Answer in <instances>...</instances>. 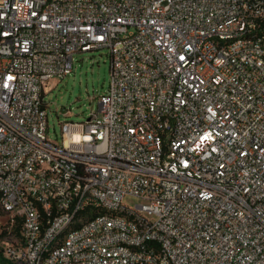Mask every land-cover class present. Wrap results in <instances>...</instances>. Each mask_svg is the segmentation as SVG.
<instances>
[{"label":"built area","instance_id":"built-area-1","mask_svg":"<svg viewBox=\"0 0 264 264\" xmlns=\"http://www.w3.org/2000/svg\"><path fill=\"white\" fill-rule=\"evenodd\" d=\"M101 49L98 112L50 140V81ZM0 194L12 264H160L161 245L174 264H264V0H0ZM99 205L136 218L52 243Z\"/></svg>","mask_w":264,"mask_h":264},{"label":"rangeland","instance_id":"rangeland-1","mask_svg":"<svg viewBox=\"0 0 264 264\" xmlns=\"http://www.w3.org/2000/svg\"><path fill=\"white\" fill-rule=\"evenodd\" d=\"M110 61L108 49L76 53L73 71L63 78L50 81V89L45 95L48 103L47 133L50 140L62 142L63 121H84L91 112H98L99 96L106 91L110 79ZM123 203L135 206L143 203V200L136 196H126ZM17 225L18 223L12 225L9 216L1 212L0 249L6 239L12 241L19 236V229L15 230ZM0 264L12 263L0 259Z\"/></svg>","mask_w":264,"mask_h":264},{"label":"bare ground","instance_id":"bare-ground-1","mask_svg":"<svg viewBox=\"0 0 264 264\" xmlns=\"http://www.w3.org/2000/svg\"><path fill=\"white\" fill-rule=\"evenodd\" d=\"M86 44H93V37H86ZM6 213L4 198L0 194V213ZM66 207H58L57 215H65ZM123 217L136 218V209L131 208H111L107 205L94 206L91 209L76 207L73 209L71 219H65L64 223H58L56 235H52V243H66V239H72L78 232H84L87 229V222L104 221L114 222ZM85 219V220H80ZM122 247H128V250L135 253L151 251V242H131L122 240ZM56 253V245H48L43 249V256L53 257ZM160 264H174L171 261V252L168 245H161L159 248ZM11 263V262H10Z\"/></svg>","mask_w":264,"mask_h":264},{"label":"trees","instance_id":"trees-1","mask_svg":"<svg viewBox=\"0 0 264 264\" xmlns=\"http://www.w3.org/2000/svg\"><path fill=\"white\" fill-rule=\"evenodd\" d=\"M18 229H19V228H18V225H17V227H15V230L18 231ZM0 259H1V260H5V261H7V260L3 257V255H2V249H0Z\"/></svg>","mask_w":264,"mask_h":264}]
</instances>
